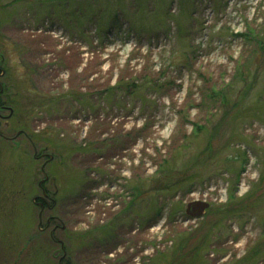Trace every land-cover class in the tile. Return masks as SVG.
<instances>
[{
    "label": "rangeland",
    "instance_id": "1",
    "mask_svg": "<svg viewBox=\"0 0 264 264\" xmlns=\"http://www.w3.org/2000/svg\"><path fill=\"white\" fill-rule=\"evenodd\" d=\"M0 264H264V0H0Z\"/></svg>",
    "mask_w": 264,
    "mask_h": 264
},
{
    "label": "water",
    "instance_id": "2",
    "mask_svg": "<svg viewBox=\"0 0 264 264\" xmlns=\"http://www.w3.org/2000/svg\"><path fill=\"white\" fill-rule=\"evenodd\" d=\"M208 206L209 204L205 201L194 200L187 203L185 213L189 216H201Z\"/></svg>",
    "mask_w": 264,
    "mask_h": 264
},
{
    "label": "flooded vegetation",
    "instance_id": "3",
    "mask_svg": "<svg viewBox=\"0 0 264 264\" xmlns=\"http://www.w3.org/2000/svg\"><path fill=\"white\" fill-rule=\"evenodd\" d=\"M46 195V194H45ZM42 207H43V205H41ZM45 206H47V205H45ZM48 222V221H47Z\"/></svg>",
    "mask_w": 264,
    "mask_h": 264
},
{
    "label": "trees",
    "instance_id": "4",
    "mask_svg": "<svg viewBox=\"0 0 264 264\" xmlns=\"http://www.w3.org/2000/svg\"><path fill=\"white\" fill-rule=\"evenodd\" d=\"M231 201H233V199Z\"/></svg>",
    "mask_w": 264,
    "mask_h": 264
}]
</instances>
